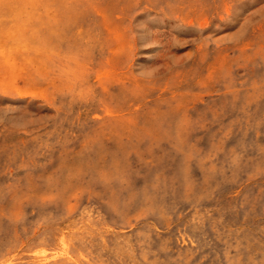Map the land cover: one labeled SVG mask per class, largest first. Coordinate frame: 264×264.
<instances>
[{
  "label": "rangeland",
  "instance_id": "obj_1",
  "mask_svg": "<svg viewBox=\"0 0 264 264\" xmlns=\"http://www.w3.org/2000/svg\"><path fill=\"white\" fill-rule=\"evenodd\" d=\"M0 254L264 264V0H0Z\"/></svg>",
  "mask_w": 264,
  "mask_h": 264
},
{
  "label": "bare ground",
  "instance_id": "obj_2",
  "mask_svg": "<svg viewBox=\"0 0 264 264\" xmlns=\"http://www.w3.org/2000/svg\"><path fill=\"white\" fill-rule=\"evenodd\" d=\"M39 2H40V1H39ZM182 200H183V199H182ZM94 213H95V212H94ZM151 217H152V216H151ZM142 219H143V218H142ZM120 220H121V219H120ZM122 221H123V219H122ZM124 221H125V220H124ZM110 222H111V221H110ZM3 230H4V229H3ZM153 233H154V232H153ZM30 234H31V233H30ZM25 235H26V234H25ZM155 236H156V235H155ZM12 237H13V236H12ZM138 237H139V236H138ZM17 238H18V237H17ZM158 238H159V237H158ZM19 239H20V238H19ZM19 239H18V240H19ZM164 239H165V238H164ZM18 240H17V241H18ZM137 245H138V244H137ZM45 247H46V246H45ZM157 247H158V246H157ZM11 250H12V249H11ZM9 252H10V251H9ZM0 255H1V254H0Z\"/></svg>",
  "mask_w": 264,
  "mask_h": 264
}]
</instances>
